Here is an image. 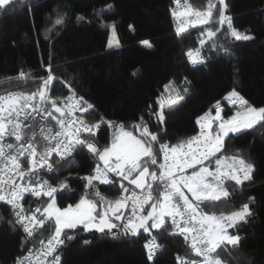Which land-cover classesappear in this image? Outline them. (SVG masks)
Segmentation results:
<instances>
[{
  "label": "trees",
  "instance_id": "1",
  "mask_svg": "<svg viewBox=\"0 0 264 264\" xmlns=\"http://www.w3.org/2000/svg\"><path fill=\"white\" fill-rule=\"evenodd\" d=\"M189 1L196 9L207 4V0ZM226 2V14L234 27L253 39L234 41L225 36L226 25L216 24L214 27H221L218 43L227 46L230 54L205 48V63L192 66L184 53L199 47L203 26L189 28L178 37L171 0H23L22 4L9 5L7 10L0 9V81L16 77L21 70L37 78L45 76L50 64L59 78L52 86V94L69 93L66 81L78 96L94 106L85 115L88 122L99 123L103 117L105 123L91 137L101 148L110 143L114 131L106 121L122 123L131 131V125L141 115L150 131L159 133L161 142L176 143L197 132L196 118L217 100L222 102L223 115L233 114L236 110L223 100L233 88L250 105L264 107V0ZM105 4L112 7L98 16L96 11ZM58 16H63L64 22L53 27ZM80 16L85 19L78 22ZM113 26L120 46L107 48ZM143 40L150 41L152 47L141 44ZM185 76L191 83L183 102L166 112L163 124L158 123L149 116V105L156 107L155 100L164 83L169 79L179 83ZM7 87L0 85V92ZM21 87L33 91L36 86L21 82ZM237 151L254 165L253 179L243 186L229 184L230 197L206 211L228 213L253 197L252 214L229 230L241 237L239 245L235 250L232 246L221 250L220 258L222 264H264V128L256 126L226 138L225 154ZM95 164L96 160L82 149L74 154L70 167L66 165L59 174L42 176L54 185L61 180L67 183L68 188L58 194L59 207L74 205L85 195L87 181L81 178L91 175ZM119 183V178L114 186L96 181L88 198L97 200L94 192L98 190L108 199H115L120 194ZM46 201V197L28 196L25 209L46 206ZM14 222L12 209L0 203V264H13L18 255L37 247L54 229V224L46 225L37 229L35 239L26 240L23 229ZM169 231L153 230L160 247L149 261L144 247L148 233L131 237L122 235L118 228L111 234L85 232L79 226L66 229V235L73 239L65 237L60 249L61 264H177V256L195 260L182 236L169 235Z\"/></svg>",
  "mask_w": 264,
  "mask_h": 264
},
{
  "label": "snow or ice",
  "instance_id": "2",
  "mask_svg": "<svg viewBox=\"0 0 264 264\" xmlns=\"http://www.w3.org/2000/svg\"><path fill=\"white\" fill-rule=\"evenodd\" d=\"M174 2L177 7L181 4V0ZM15 3L22 4L23 0H0V9L7 10ZM183 4V10L171 12L176 21L175 34L182 37L189 28L203 26L199 47L188 48L184 53L191 65L205 63V48L230 54L227 46L218 43L224 25L225 36L234 41L253 39L234 27L232 18L226 14V0H207L202 9L193 8L187 0ZM111 7L105 4L96 14L99 16ZM84 19L77 17L78 22ZM63 22V16H58L53 27ZM216 24L221 27H214ZM141 44L152 47L148 40ZM119 46L113 26L106 47ZM47 73L37 78L21 70L16 77L0 81V85L9 86L0 92V201L11 206L14 223L23 229L26 240L35 239L37 229L54 224L47 241L41 239L40 247L28 249L26 255L17 258V264H61L59 252L65 237L73 239L65 230L78 226L85 232L95 230L104 234L118 228L122 235L131 237L142 230L152 236L144 245L149 261L160 247L153 230L170 229L169 235L190 240L192 251L200 258L189 260L177 256V264H222L220 251L228 246L235 250L241 241L239 235L229 230L252 214L250 204L254 198L249 197L248 202L228 213L216 215L206 209L215 208L230 197L229 184L243 186L253 179L254 165L242 153L225 154L226 138L243 130H254L256 126L264 128V107L250 105L233 88L223 100L238 106L237 110L225 116L222 102L217 100L196 118L199 131L192 136L176 143L161 142L159 133L151 132L141 115L131 125V131L122 123L106 121L114 131L110 143L101 148L91 137L105 123L103 117L99 123L88 122L85 115L94 106L78 96L66 81L68 96L51 95L52 86L59 78L50 64ZM21 82H31L35 90H25ZM190 83L187 76L179 83L175 79L164 83L156 97V107L149 105V116L163 124L166 112L183 102ZM84 148L96 160L92 174L81 178L87 181L85 195L75 205L61 208L57 197L68 188L67 183L61 180L53 185L42 176L59 174L66 165L70 167L74 154ZM117 178L120 194L115 199H108L98 190L94 192L97 200L88 198V192L95 188L94 182L114 186ZM26 194L39 199L46 197V206L25 210L22 201Z\"/></svg>",
  "mask_w": 264,
  "mask_h": 264
},
{
  "label": "built area",
  "instance_id": "3",
  "mask_svg": "<svg viewBox=\"0 0 264 264\" xmlns=\"http://www.w3.org/2000/svg\"><path fill=\"white\" fill-rule=\"evenodd\" d=\"M187 2L193 7V8H195L192 4H191V2L189 1V0H187ZM183 7H184V4H183V0H181V4H180V6L179 7H177V4L174 2V0H172V10H177V11H180V10H183ZM172 20L175 22V25H176V21L174 20V18H173V16H172ZM196 48V47H195ZM193 66V65H192ZM47 75V74H46ZM34 91V90H33ZM1 92H3V91H1ZM51 95H53V96H55L54 94H52V92L50 93ZM70 93H66L65 95H63V96H68ZM57 96H61V95H57ZM228 104H229V106L230 107H233L229 102H228ZM238 107V106H237ZM237 107H233L235 110H237ZM210 109V108H209ZM209 109H207V110H209ZM207 110H205V111H207ZM204 111V112H205ZM203 112V113H204ZM202 113V114H203ZM213 115H214V111H213V113H212ZM78 115V114H77ZM98 130V128H96L95 130H94V132H96ZM199 131V127H198V125H197V132ZM84 134H86V133H84ZM83 134V135H84ZM96 143V142H95ZM84 150L89 154V155H91L88 151H87V149L86 148H84ZM92 156V155H91ZM93 157V156H92ZM94 158V157H93ZM95 159V158H94ZM50 182V181H49ZM51 183V182H50ZM54 185V184H53ZM28 196H30V195H25V199H26V197H28ZM25 199L22 201V204H23V207L25 208V205H24V201H25ZM0 203H3V204H6L5 202H2V201H0ZM8 205V204H7ZM10 208H11V206L10 205H8ZM26 210V209H25ZM169 223H170V221H169ZM181 236V235H180ZM182 238H183V240L187 243V245H188V247L190 248V250H191V252L195 255V253L192 251V249H191V247H190V240L189 241H186L185 240V238H184V236H182ZM152 239V236H150L149 234L147 235V237H146V240H145V243L147 242V241H149V240H151ZM157 240V239H156ZM47 241V239H45V242ZM157 243H158V241H157ZM159 244V243H158ZM40 247V245L37 247V248H39ZM30 248H32V247H30ZM30 248H28V249H30ZM28 249L27 250H25L22 254H20V255H18L17 257H16V260H15V263L14 264H17V258L18 257H23L24 255H26L27 254V251H28ZM159 249V248H158ZM158 249L155 251V253H154V256L156 255V253H157V251H158ZM146 250V249H145ZM146 254H147V250H146ZM59 255H60V252H59ZM196 256V255H195ZM200 258L199 257H197L196 256V259L195 260H199Z\"/></svg>",
  "mask_w": 264,
  "mask_h": 264
},
{
  "label": "bare ground",
  "instance_id": "4",
  "mask_svg": "<svg viewBox=\"0 0 264 264\" xmlns=\"http://www.w3.org/2000/svg\"><path fill=\"white\" fill-rule=\"evenodd\" d=\"M171 12H172V0H171ZM172 21H173V20H172ZM173 24H174V26H176L174 21H173ZM47 74H48V73H47ZM45 76H46V75H45ZM38 246H39V245H38ZM38 246H37V247H38ZM37 247H36V248H37ZM29 248H30V247H29ZM32 248H33V247H32ZM27 249H28V248H27ZM27 249H26V250H27ZM15 260H16V259H15ZM14 263H15V261H14ZM14 263H13V264H14Z\"/></svg>",
  "mask_w": 264,
  "mask_h": 264
},
{
  "label": "crops",
  "instance_id": "5",
  "mask_svg": "<svg viewBox=\"0 0 264 264\" xmlns=\"http://www.w3.org/2000/svg\"><path fill=\"white\" fill-rule=\"evenodd\" d=\"M68 206V205H67ZM67 206H65V207H67ZM64 208V207H63Z\"/></svg>",
  "mask_w": 264,
  "mask_h": 264
},
{
  "label": "water",
  "instance_id": "6",
  "mask_svg": "<svg viewBox=\"0 0 264 264\" xmlns=\"http://www.w3.org/2000/svg\"><path fill=\"white\" fill-rule=\"evenodd\" d=\"M141 232H143V231L141 230ZM141 232H140V233H141Z\"/></svg>",
  "mask_w": 264,
  "mask_h": 264
},
{
  "label": "rangeland",
  "instance_id": "7",
  "mask_svg": "<svg viewBox=\"0 0 264 264\" xmlns=\"http://www.w3.org/2000/svg\"><path fill=\"white\" fill-rule=\"evenodd\" d=\"M75 205V204H74Z\"/></svg>",
  "mask_w": 264,
  "mask_h": 264
}]
</instances>
